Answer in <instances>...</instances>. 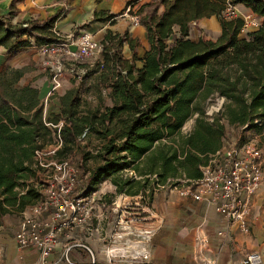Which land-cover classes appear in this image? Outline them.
<instances>
[{
    "label": "trees",
    "instance_id": "1",
    "mask_svg": "<svg viewBox=\"0 0 264 264\" xmlns=\"http://www.w3.org/2000/svg\"><path fill=\"white\" fill-rule=\"evenodd\" d=\"M230 1L261 17V26L242 31L240 16L222 15L226 0H153L141 18L149 44L144 53H136L140 40L125 30L114 45L105 44L102 61L93 63L110 66L111 105L80 108L84 79L59 95L58 102H48L46 119H64L59 156L72 151L83 132L84 137L91 130L97 134L94 154L99 162L87 177L86 191L110 178L117 191L136 192L138 181L118 174L129 165L155 171L162 181L182 174L196 177L199 164L222 144L227 124L244 130L262 127L255 119L264 118V0ZM15 2L10 1L7 16L0 13V44L8 55L30 40H51L60 13L12 23L18 12ZM212 15L219 19L217 38L192 37L191 23ZM122 41L132 51L128 59L121 55ZM27 69L0 62V215L38 198L39 191L27 179L36 176L34 149L52 133L42 118L39 89L17 85ZM214 93L224 101L220 113L209 120L205 106ZM194 113L191 129L181 133ZM163 137L174 143L162 142Z\"/></svg>",
    "mask_w": 264,
    "mask_h": 264
},
{
    "label": "built area",
    "instance_id": "2",
    "mask_svg": "<svg viewBox=\"0 0 264 264\" xmlns=\"http://www.w3.org/2000/svg\"><path fill=\"white\" fill-rule=\"evenodd\" d=\"M239 5L226 0L222 15L240 16L242 31L261 26V17ZM128 9L123 14L137 23L138 15L130 13ZM51 30L52 39L35 43V46L43 55L40 65L49 74L50 86L41 102L43 121L52 129V133L49 141L34 149L32 164L36 169V176L30 183L39 191V196L21 210V217L14 233L20 247L37 249L38 258L33 262L20 264H161L149 259V252L144 244L153 230L149 215L143 212L126 213V206L135 202L144 208L145 202L151 200L154 193L162 188L175 190L180 196L208 202L223 215L226 228L236 225L241 231L248 232L251 195L264 180L263 149L252 137L241 140H229L224 137L220 147L209 153L206 161L199 165L200 174L196 177L168 176L162 181L156 172L140 174L129 165L119 170L118 174L140 181L134 193L117 191L113 182L109 181L106 184L105 180L90 191L78 185L77 164L70 157L58 155V150L63 144L61 127L64 119L59 118L55 122L47 120L45 117L47 104L49 98L62 86L65 61L86 59L90 64L102 61L101 53L105 49V44L86 30L75 34H63L54 31L53 28ZM208 101L210 105L208 110L205 106V114L212 120L220 113L224 96L214 93L208 97L206 102ZM195 115L196 113L187 119L192 124ZM186 121L181 127L186 130L185 133L192 126V124L186 126ZM255 121L262 124L264 118L263 121L260 119ZM84 134L85 132L78 140L82 139ZM108 196L110 197L107 198ZM104 202H108L111 209H121L107 239L105 247L107 260L96 261L88 245L80 240L69 241L58 256L50 258L49 255L59 242L61 234L70 236V232L80 225H85L88 234L97 229L96 225L86 224L94 217L107 216L103 210L96 212L99 203ZM226 228L219 229L218 233L226 234ZM75 245L85 247L89 251L90 259L84 261L72 259L69 251ZM114 257L119 259L116 260ZM262 259L261 251L252 249L234 264H260ZM0 264L9 263L0 261Z\"/></svg>",
    "mask_w": 264,
    "mask_h": 264
},
{
    "label": "crops",
    "instance_id": "3",
    "mask_svg": "<svg viewBox=\"0 0 264 264\" xmlns=\"http://www.w3.org/2000/svg\"><path fill=\"white\" fill-rule=\"evenodd\" d=\"M10 1L0 0V13L5 16L9 13ZM151 1L153 0H16L15 7L18 8V12L11 18V21L17 23L22 20L41 19L59 11L60 13L52 27L54 31L63 34H75L86 30L104 44L107 43L108 46H111L115 44L118 35L126 30L132 37L139 38L140 45L136 46L135 51L138 55H142L149 44L141 18L146 12V4ZM127 8H129L130 13L138 15L137 23L123 14ZM210 26L220 27L219 19L215 15L202 17L193 25V27ZM197 37L199 35L194 36V38ZM30 41L29 45L12 55H8L6 47L0 44V62L4 61L13 67L27 66L28 69L19 78L17 85L31 84L36 86L39 89L38 95L42 100L50 86L49 74L40 65L42 53L35 46V42ZM120 51L123 58L128 59L132 55L126 41H122ZM103 52L101 59H103ZM85 61L88 60L85 59ZM136 63L141 65L140 60H136ZM87 79L94 80V77L90 76ZM63 84L66 89L72 87L69 86L72 85L71 81H64L63 79ZM109 90L110 87L108 86ZM84 92L87 94L84 93L85 97L93 96L90 95L89 91ZM58 97L53 94L48 102H58ZM111 104L109 95V103L94 106V102L86 101V108L103 110L106 105ZM80 106L82 105L80 104ZM181 129L180 131L183 133ZM161 141L172 142L170 137ZM141 164L142 162H140ZM134 169L140 174L155 172H143L144 169L140 171L136 167ZM136 181L140 183L139 180ZM263 204L264 180L251 195L250 230L248 232L241 231L236 225H230L226 228L223 215L208 202L180 196L175 190L167 188L156 191L152 199L145 202L144 208L138 203H129L126 206V213L143 212L149 215L153 230L144 244L148 249L151 261L161 264H234L237 259L252 249L260 250L263 258L264 230L261 226L264 219ZM21 210H19L20 216L14 215L15 210L0 215V261L9 264L29 263L38 258L37 249L20 247L14 237L21 217ZM102 210L107 214L106 217H94L86 224L96 225L97 229L88 234L85 225H80L70 232V236L61 234L59 242L49 257L58 256L69 241L80 240L88 245L96 261H106L107 239L121 209H111L110 204L104 202L99 203L96 212L99 213ZM225 228L226 234L218 233L219 229ZM69 255L75 260L90 259L89 251L80 245L73 246ZM114 259L117 260L119 257H114Z\"/></svg>",
    "mask_w": 264,
    "mask_h": 264
},
{
    "label": "rangeland",
    "instance_id": "4",
    "mask_svg": "<svg viewBox=\"0 0 264 264\" xmlns=\"http://www.w3.org/2000/svg\"><path fill=\"white\" fill-rule=\"evenodd\" d=\"M243 8L242 5H239ZM12 22V21H11ZM13 23V22H12ZM15 23V22H14ZM194 23H191V36H203L205 38L216 39L220 33V27H193ZM73 69V70H72ZM111 72L109 64H105V66H100L96 64H90L85 59H78L77 60H66L64 63V81H71L72 85L69 86H76L80 84L81 79H84L82 90H81V105L80 108L86 109V101H90L91 103L94 102V106L101 104L105 105L109 103V74ZM90 76L94 77V80L87 79ZM67 77V78H66ZM66 89L65 85L62 83L61 88L56 92V96H59L63 93ZM89 91V97H85V92ZM83 93V94H82ZM85 93V94H84ZM87 95V94H86ZM94 99V101H93ZM210 101L206 102V110L209 109ZM192 123L190 120L186 121V126L191 125ZM183 130L185 133L186 130ZM226 139L231 140H239L240 138L252 137L254 138L259 145L263 149L264 153V123H262V127L260 129H251V130H244L240 127H236L234 125L227 124L226 125V133L224 136ZM98 138L96 132L91 130L87 133L85 137L79 140L78 145L74 147L72 151L67 153L65 156L70 157L73 162H75L78 166L79 170V181L78 185L81 188H86L87 185V177L92 168L99 162V157L94 154V145L97 143ZM28 182L34 181V178L31 177L27 179ZM108 184L110 178L103 179ZM112 182V181H111ZM113 194V192H111ZM108 196L107 198H109ZM264 208V204H263ZM14 215H19L20 213L18 210L14 211ZM264 230V219L263 223L261 224ZM264 242V239L262 240ZM261 264H264V253H263V261Z\"/></svg>",
    "mask_w": 264,
    "mask_h": 264
}]
</instances>
